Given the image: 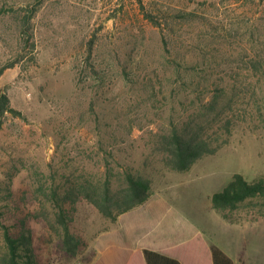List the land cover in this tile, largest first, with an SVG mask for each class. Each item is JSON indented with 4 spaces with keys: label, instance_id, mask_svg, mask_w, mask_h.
I'll list each match as a JSON object with an SVG mask.
<instances>
[{
    "label": "rangeland",
    "instance_id": "374dc122",
    "mask_svg": "<svg viewBox=\"0 0 264 264\" xmlns=\"http://www.w3.org/2000/svg\"><path fill=\"white\" fill-rule=\"evenodd\" d=\"M33 6L40 7L23 25ZM5 64L14 65L0 76V90L20 113L6 114L0 128V207L9 222L44 206L40 186L59 184L76 166L104 171L107 158L115 171L147 178L149 200L171 206L153 219L200 232L236 264H264V197L225 217L211 209V196L234 174L250 182L264 175V0H0ZM206 117L202 134L214 153L187 171L168 168L156 150L170 122ZM128 119L130 133L122 127ZM29 222L42 264H87L116 226L78 203L71 230L82 246L71 257L54 234Z\"/></svg>",
    "mask_w": 264,
    "mask_h": 264
},
{
    "label": "trees",
    "instance_id": "16d2710c",
    "mask_svg": "<svg viewBox=\"0 0 264 264\" xmlns=\"http://www.w3.org/2000/svg\"><path fill=\"white\" fill-rule=\"evenodd\" d=\"M39 7L33 6L27 9V16L23 20V25L27 26L30 23ZM141 7L143 9V6ZM146 19L155 27L162 29L161 23L156 20L153 14H146ZM28 31V29L24 31L26 40L31 36ZM162 38L163 44L167 48V38L165 35ZM13 65H3L0 68V76ZM124 74L128 76L126 71ZM129 82L137 84L139 91H150V99L156 94L153 91L154 87L149 86L143 80L134 81L133 79ZM194 82L196 84L190 87L198 90L200 83ZM181 87L182 84H179V87L174 88L176 96L179 95L180 90L184 89ZM219 97V94H214L211 101L204 106L205 111L209 112L205 114L206 116L214 111ZM9 113L20 115L19 112L11 108L7 94L0 90V128L2 119ZM209 120L206 117L201 123L192 119L182 122L178 120L177 123L170 122L169 131L162 134L159 142L157 141L158 150H156L168 168L176 171H187L197 159L205 154L214 153L216 148L210 146L211 144L202 134L203 125ZM125 122L128 124L122 127L124 129L129 127L127 131L130 133L135 127V122L132 119L125 120ZM109 153L105 151V154ZM103 168L104 171L101 172L97 170L96 172L84 171L83 173L79 172L78 166L70 170L69 173L65 170L59 184H52L49 189H44L43 186L38 188V192L46 198L47 202L42 204L44 206L36 208L35 211H30L17 204L16 211L22 213L26 210V215H18L14 222H9L11 216L6 217L0 207V264H42L29 221L41 225L44 231L54 234L62 251L71 257H75L82 246V240L71 230L78 203H89L102 217L115 222L119 215L144 204L151 197L150 183L147 178L134 173L130 168L123 172L115 171L107 158L103 159ZM257 197H264V175L250 182L243 175L234 174L222 191L211 196V209L223 216L226 211H233L248 199ZM38 206L41 205L38 204ZM208 252L212 264H236L216 244L209 243ZM97 256V252L94 251L87 264L94 261ZM142 256L146 264H182L176 258L148 249L143 250Z\"/></svg>",
    "mask_w": 264,
    "mask_h": 264
},
{
    "label": "crops",
    "instance_id": "0c3cea01",
    "mask_svg": "<svg viewBox=\"0 0 264 264\" xmlns=\"http://www.w3.org/2000/svg\"><path fill=\"white\" fill-rule=\"evenodd\" d=\"M149 199L118 216L116 226L105 236L106 248L97 247L98 256L90 264H100L103 260L107 264H146L142 256L145 249L176 258L182 264H212L208 252L210 242L200 232L186 233L187 229L153 219L156 211H165L171 206L164 200ZM135 236L138 238L134 239Z\"/></svg>",
    "mask_w": 264,
    "mask_h": 264
}]
</instances>
